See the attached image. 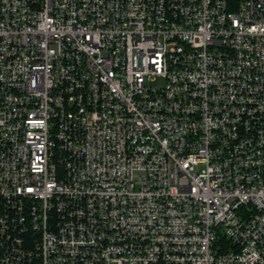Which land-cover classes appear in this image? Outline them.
<instances>
[{
  "label": "built area",
  "instance_id": "built-area-1",
  "mask_svg": "<svg viewBox=\"0 0 264 264\" xmlns=\"http://www.w3.org/2000/svg\"><path fill=\"white\" fill-rule=\"evenodd\" d=\"M0 264H264V0H0Z\"/></svg>",
  "mask_w": 264,
  "mask_h": 264
}]
</instances>
